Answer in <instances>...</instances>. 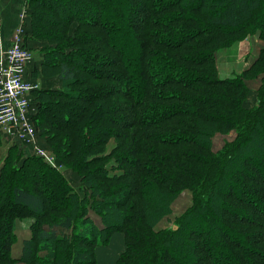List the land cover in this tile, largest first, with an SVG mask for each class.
I'll list each match as a JSON object with an SVG mask.
<instances>
[{
	"label": "trees",
	"instance_id": "trees-1",
	"mask_svg": "<svg viewBox=\"0 0 264 264\" xmlns=\"http://www.w3.org/2000/svg\"><path fill=\"white\" fill-rule=\"evenodd\" d=\"M32 3L37 13L32 12L33 37L27 35V39L64 40L76 15L87 14L84 19L76 18L80 20L76 36L68 42L73 47L50 49L42 65H49L54 57L66 84L75 83L79 74H88L95 81L88 84L90 78H85L87 87L79 92L67 90L66 85L63 89H40L42 100L51 98L33 112L42 133L46 135L50 128L59 131L54 149L67 165H75L72 167L80 162L90 165L94 159L89 157L98 153L94 147L105 145L112 135L123 138L119 147L127 156L120 152L116 157L127 162L124 168L128 173L109 177L112 186L98 182L92 172L83 176L85 188L90 189L89 208L105 225L103 234H96L91 220L75 226V215L64 214L47 227L37 223L33 236L23 241L18 258L9 255V240L0 236L4 238L0 264H59L63 236L74 226L78 243L73 264H94L93 251L80 243L86 240L92 247L97 235L116 230L127 236V249L117 264H264V99L257 105L262 107L258 109L261 114L242 107L249 88L244 78L223 77L216 67L218 50L255 31L264 41V0ZM53 4L56 10L60 4L64 7L56 21L62 18L65 32L59 30L60 24L49 28L54 22L40 9ZM111 17L114 24L106 21ZM101 53L102 66L116 67L109 75L92 74L96 70L91 67ZM262 72L264 45L243 74ZM113 82L124 88L113 87ZM53 97L62 100L49 103ZM65 98L69 102L63 107ZM116 115L123 116L115 121ZM240 116L243 119H238ZM238 123H243V128L238 127L237 137L215 152L214 136L230 132ZM60 131L66 133L60 136ZM71 155L82 160L68 159ZM146 155L154 159L147 163ZM142 183L146 185L144 193L140 192ZM72 188L62 190L63 199L70 203L74 199L83 211L88 204L78 202L79 191ZM184 188L195 194L192 206L176 227L158 232L157 223L171 211L173 200ZM108 189L114 190L115 196ZM10 190L15 205L47 217L51 197L42 185L35 191L14 184Z\"/></svg>",
	"mask_w": 264,
	"mask_h": 264
},
{
	"label": "rangeland",
	"instance_id": "rangeland-1",
	"mask_svg": "<svg viewBox=\"0 0 264 264\" xmlns=\"http://www.w3.org/2000/svg\"><path fill=\"white\" fill-rule=\"evenodd\" d=\"M23 4L24 5L18 7V11L22 10L21 13L26 12L27 14L26 9H28V16L29 14H31L29 23L25 25V31L23 34L25 42L23 46L33 53V58L35 54L34 51L36 50L35 47L36 48L40 47L39 46L40 42H42V44L39 49V53L43 54V58L46 60L48 59V57H46L48 56V52L50 51V49L52 48L54 49V47L59 48V45L62 46L61 48H59L61 51H63V48L66 46L73 47L68 42H72L73 41L72 39L76 36V31L79 23L78 21H80L77 20L76 18L80 19V17L81 18L83 17L82 19H84L86 18L87 14H84L83 16L82 14L76 15L78 17H76L75 20H73L72 23L70 24L69 29L67 31L68 34L66 35V38L64 40L51 42L47 40L34 39L38 42L32 43L31 41L27 40V35L29 33V35L33 37L34 29L32 24V12L33 11L34 13L37 12L36 9L32 10V6L35 7V4L32 3V0H25ZM106 5L108 6L109 4L107 3ZM56 6H57L56 4H53L52 8L41 7L40 9H42V11L44 10L45 14L46 15L48 14L47 16H49V18L52 19L50 22H54L51 26H48L49 28H52L54 26L59 27L58 24H60L59 30L65 32V30L63 29L65 25L64 22L62 21V18H58L60 20L58 23H57L58 20L56 19L57 15H59L60 17L59 12H61L60 10H62L64 7L61 9L62 5L60 4L59 5L60 10H56ZM84 8H87V4L84 5ZM83 11L85 12V10ZM110 15L111 13L106 11V16L110 17ZM0 18L2 20L1 13H0ZM53 18H55V20H53ZM113 20L114 19H112L111 17L110 20H106V21L108 24H114ZM22 21L23 18L20 16V21L18 25H20L21 23H25V21L23 22ZM2 25H3V20H2ZM155 39L156 37H153V40ZM6 41H9V39H6ZM8 43L6 42L7 45ZM49 43H51V45ZM34 44L35 47H32L34 46ZM263 45H264V41L260 39L259 32L255 31V33L249 34L247 37L242 38L241 40L235 42L234 44L228 47H224L218 50V52L216 53L217 54L216 67L218 73L223 77H234L241 75L244 78L243 81L249 87L247 93L245 92V96L243 98L241 105L242 107L244 106L247 109L253 110L254 113H259V114L263 113L262 110L261 112L259 111L260 110L259 108L262 107L257 108V105L259 103L262 104L264 99V97L262 96L264 93V73L262 72V73H258V75L255 74V75L245 76L243 72L248 68L251 62H253L254 59L261 54V46ZM44 47H47L45 49L46 53L43 50ZM150 49L153 50V48ZM68 50L70 49H67V51ZM102 55H104V53H101V55H99V60L101 61L98 60V62H96L95 64L93 63L94 61L90 62V64L93 63V67H91L92 70H96V72L94 73L90 72V73L94 75L100 74L101 76L106 74L109 75L111 72L110 70L114 71L116 69V67L114 69L112 64L102 66L104 62V59L100 58V56ZM112 57H115L113 52H112ZM49 60H50L49 65L47 66L42 65L43 67L42 66L41 68L36 67L33 71H31L32 70L31 66L33 64V60H32L30 64V68L27 67L25 73L26 80L37 84V88L30 90L27 94L30 100L29 111H30L31 119H32V113L35 112L38 108L41 109L40 105H42L43 104L42 101H44L41 99L43 94L39 93L40 89L41 90L49 89V88L63 89L65 88L66 85L67 90H71L73 92H79V90H82L87 87V84L85 83L86 82L85 78H90L88 84H92L95 82L92 77L88 76V74H79L78 79L75 81V83L66 84L65 81L59 75L60 68L58 67V61H56L54 57H50ZM80 68L82 69L83 66L80 65ZM155 68L157 67H154V69ZM97 69H99V71H97ZM82 70H84V68ZM170 71H172V69H170ZM157 77L161 78L160 75ZM112 86L115 88L118 87L124 88V85L122 86L116 85V82H113ZM117 97L118 96L116 95V98ZM46 99L47 100L44 102H48L51 98L47 96ZM61 100H62L61 98L53 97L52 101L49 103L60 102ZM66 100L67 101L62 102L63 105L61 106L64 107L69 102L68 99ZM81 101L82 100H77V99L74 100V102H81ZM117 115L113 120L118 121L123 116V115H119V116ZM33 116L34 119H32V122L37 129L36 146L45 150L49 154L53 155L56 158V162L61 165L62 170L56 167L57 166L56 162L53 165L47 163L40 154H38L31 146L26 144V141H23L12 134H8L0 131V182L3 184L2 186H0V236L2 237L5 236V238L9 240V245H8L10 249L9 255L15 258H18L21 254L23 241L33 236L37 223L42 222L43 226L47 227L48 223L50 221H53V219H57L59 216L64 214H69L71 212L75 215V222H76L75 226L78 223H81L83 220L88 219L91 220L93 224H95L94 226L96 228L95 229L96 234L97 233L103 234L102 232H105L103 231L105 230L104 229L105 225L103 224L101 216L89 208L90 189L85 188L86 183L84 182L83 176H85L84 174L87 171L89 173L92 172L96 176V180L98 182H103L104 184H106L105 186H112V184L114 183L113 181L108 180L109 177L123 176L124 174L128 173L127 172L128 169L124 168L127 166V162H125V160H122V158L117 159L116 157V154L120 152H124L123 148L119 147V144L121 142H124L123 138L120 139L116 135H112L105 145L94 147V150H98V153L89 157V160L94 159V161L87 167H85L84 163L80 162L82 160L81 156H75V155L69 156L68 159L71 158L70 160L74 159L80 162L77 163L76 165L77 167H72L75 165L73 164H71V166L67 165L63 161V159L57 155L56 150L54 149L57 142L56 136L59 131L55 130V128L52 129L50 128L51 131H49V133L44 135L42 133L41 128L39 127L40 120L35 118L34 113ZM108 116L109 115L107 114L104 118H108ZM238 119H243V116H240V118ZM244 119L247 121L246 116ZM242 124L243 123L236 124V127L230 129L231 131L228 133H217L213 138V150L215 152H220L221 150H223L226 143L233 141V139L237 137L240 131L238 127H241L242 130L243 128L241 126ZM62 133L63 132L60 131V136L65 134L66 132L63 134ZM112 134H116V133H112ZM134 138L135 137H133V139ZM102 139L104 140L106 138L102 137ZM261 139L262 141L264 140L263 136L261 137ZM152 147H153L152 145L148 146L149 149H152ZM100 149L101 151H99ZM125 153L127 152H124V156H127V154ZM152 159H154V156L151 158L150 156L146 155L144 161L149 163V161ZM119 164H121V166ZM122 181H124V179H122ZM116 183L119 182L116 181ZM14 184H19L22 187L29 188L35 191H38V189H40V186L42 185L43 188L48 190L47 192L51 197L50 200L51 208L47 217L38 216L37 214H33L23 206L15 205L12 201V197H11L12 192L10 190ZM143 184L144 183H142V185ZM145 186L146 185H143L142 190L140 192L144 193L143 190H145L144 189ZM70 188H72V190L75 189L77 192L79 191L78 193L81 198L78 199V202L82 201V203L85 202L83 204H88L86 205V208L83 211L81 205L74 204V199H72L71 203L66 202L63 199L62 190L63 189L68 190ZM113 192L114 190L108 189V193L111 195L114 194L115 196L116 193ZM120 194L121 193H119L117 196H119ZM140 196H142V194ZM194 199H195V194L192 189L184 188L180 190V192L177 194V196L175 197V199L171 204V211L165 216H163V218L157 223L155 227L156 230L158 232L165 233L168 228L176 227L175 225H177L178 222L181 220V218L185 215L188 208L192 206ZM86 222L88 223L89 221ZM75 226L72 228V230H69L67 232L66 236H63L62 239L63 241L61 242L58 251L59 264H73L74 247L75 244L78 243V241H76V236H75V231H76ZM195 231L199 232L200 230H195ZM2 240H4V238L0 239V242L3 243ZM95 241L96 243L92 247L87 246L88 241L86 240H84L83 243H80L82 244L81 246L83 248H91V250L94 253V257H93L95 262L94 264H117L121 255L127 249L126 233L120 230H116L113 232L111 231L110 233H106L104 236L97 235L95 237ZM210 244L211 243H208L207 246L210 247L211 246ZM215 250L213 249L214 254L217 253Z\"/></svg>",
	"mask_w": 264,
	"mask_h": 264
},
{
	"label": "built area",
	"instance_id": "built-area-1",
	"mask_svg": "<svg viewBox=\"0 0 264 264\" xmlns=\"http://www.w3.org/2000/svg\"><path fill=\"white\" fill-rule=\"evenodd\" d=\"M26 11L27 14L24 12L20 15L23 21L28 16V9ZM24 31L25 23H21L15 28L7 45L0 18V131L26 141L47 163L53 165L56 158L36 146L37 129L30 116V100L27 94L37 88V84L25 78L27 66L33 60V53L23 46ZM56 165L62 170L60 164L56 162Z\"/></svg>",
	"mask_w": 264,
	"mask_h": 264
},
{
	"label": "crops",
	"instance_id": "crops-1",
	"mask_svg": "<svg viewBox=\"0 0 264 264\" xmlns=\"http://www.w3.org/2000/svg\"><path fill=\"white\" fill-rule=\"evenodd\" d=\"M25 0H0V13L3 20V28H4V37L5 41L6 39H9L12 37L15 28L18 26V23L20 21V15L22 10L18 11V7L24 5ZM30 21V14L28 18L25 21V25L28 24ZM29 36V33H28ZM28 41H31L32 43H36L38 41L32 39L29 37L27 39ZM7 43L9 41H6ZM42 42H40L39 46L41 47ZM35 47V44L34 46ZM40 47H35V54L33 58V64L31 66V71H33L36 67L41 68L42 63L44 61L43 54L39 53Z\"/></svg>",
	"mask_w": 264,
	"mask_h": 264
},
{
	"label": "bare ground",
	"instance_id": "bare-ground-1",
	"mask_svg": "<svg viewBox=\"0 0 264 264\" xmlns=\"http://www.w3.org/2000/svg\"><path fill=\"white\" fill-rule=\"evenodd\" d=\"M31 62H32V61H31ZM31 62L28 64V66H27L28 68H30V64H31Z\"/></svg>",
	"mask_w": 264,
	"mask_h": 264
}]
</instances>
